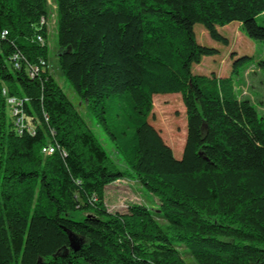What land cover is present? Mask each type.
Returning a JSON list of instances; mask_svg holds the SVG:
<instances>
[{
  "label": "trees",
  "instance_id": "obj_1",
  "mask_svg": "<svg viewBox=\"0 0 264 264\" xmlns=\"http://www.w3.org/2000/svg\"><path fill=\"white\" fill-rule=\"evenodd\" d=\"M55 4L60 69L128 169L49 70V0H0V264H264V112L232 75L193 71L220 52L195 25L229 45L218 27L237 21L264 42V0ZM249 58L232 52V71ZM160 93L186 108L180 158L151 121ZM130 177L156 208L108 209L107 187Z\"/></svg>",
  "mask_w": 264,
  "mask_h": 264
},
{
  "label": "rangeland",
  "instance_id": "obj_2",
  "mask_svg": "<svg viewBox=\"0 0 264 264\" xmlns=\"http://www.w3.org/2000/svg\"><path fill=\"white\" fill-rule=\"evenodd\" d=\"M49 70L61 85L69 99L75 104L82 117L86 120L89 127L95 132L104 149L121 169L127 170V166L121 160L116 147L109 135L105 132L102 125L92 116L89 107L74 92L72 86L63 75L59 66V53L61 48L58 44L57 34V11L55 0H49ZM260 19L264 15L259 16ZM195 33L201 44L213 46L219 49V54L215 56H205L200 64L194 66L196 74H212L218 76L232 75L235 78L237 90L241 97L248 98L258 111L264 112V73L259 70L261 67L258 62L264 59V42L248 37L241 29L240 24L234 21L225 26H219L221 34L229 38V45L213 40L202 24L195 25ZM248 55L249 59L239 67L240 74L232 71L231 54ZM153 125L161 132L164 140L172 147L174 154L180 158L183 154L186 135L187 117L186 108L180 93H160L153 98V114L151 116ZM130 179H122L114 182L107 187L105 201L111 211L126 212L130 204H145L149 207L157 206V199L143 189L139 184ZM70 217L82 220L84 213L79 211L70 213ZM160 224L166 226V221ZM184 252V249H181ZM189 264H198L193 258L184 253Z\"/></svg>",
  "mask_w": 264,
  "mask_h": 264
},
{
  "label": "built area",
  "instance_id": "obj_3",
  "mask_svg": "<svg viewBox=\"0 0 264 264\" xmlns=\"http://www.w3.org/2000/svg\"><path fill=\"white\" fill-rule=\"evenodd\" d=\"M43 23L45 22V19H42ZM8 34L7 30H3L2 32H0V40L1 38L5 37ZM38 40L42 41L43 38L41 35L37 36ZM8 103H9V109L11 110V107L13 109V112L15 115L18 116L17 118V125L19 126V131H22V126L24 124V119L23 116L21 115L22 109H21V105L23 104V101H17L15 98H9L8 99ZM54 151L53 146L51 145H47L46 147L43 148V152L45 153H52Z\"/></svg>",
  "mask_w": 264,
  "mask_h": 264
}]
</instances>
